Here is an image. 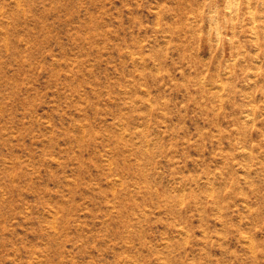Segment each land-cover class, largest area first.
<instances>
[{
    "label": "rangeland",
    "instance_id": "1",
    "mask_svg": "<svg viewBox=\"0 0 264 264\" xmlns=\"http://www.w3.org/2000/svg\"><path fill=\"white\" fill-rule=\"evenodd\" d=\"M0 264H264V0H0Z\"/></svg>",
    "mask_w": 264,
    "mask_h": 264
},
{
    "label": "bare ground",
    "instance_id": "2",
    "mask_svg": "<svg viewBox=\"0 0 264 264\" xmlns=\"http://www.w3.org/2000/svg\"><path fill=\"white\" fill-rule=\"evenodd\" d=\"M235 6V5H234ZM229 8V7H228ZM253 23H255V22H253ZM256 25V24H255Z\"/></svg>",
    "mask_w": 264,
    "mask_h": 264
}]
</instances>
